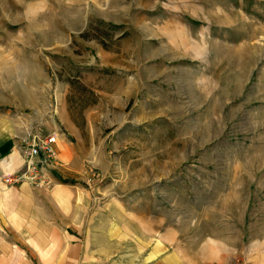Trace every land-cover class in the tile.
I'll return each instance as SVG.
<instances>
[{"label": "rangeland", "instance_id": "rangeland-1", "mask_svg": "<svg viewBox=\"0 0 264 264\" xmlns=\"http://www.w3.org/2000/svg\"><path fill=\"white\" fill-rule=\"evenodd\" d=\"M15 110L82 149L92 207L264 264V0H0V122Z\"/></svg>", "mask_w": 264, "mask_h": 264}, {"label": "crops", "instance_id": "crops-1", "mask_svg": "<svg viewBox=\"0 0 264 264\" xmlns=\"http://www.w3.org/2000/svg\"><path fill=\"white\" fill-rule=\"evenodd\" d=\"M20 112L0 122V264H208L189 255L173 225L136 221L133 208L92 207L82 149L56 122ZM37 126L57 135L53 187L6 184L24 170L20 146Z\"/></svg>", "mask_w": 264, "mask_h": 264}, {"label": "built area", "instance_id": "built-area-1", "mask_svg": "<svg viewBox=\"0 0 264 264\" xmlns=\"http://www.w3.org/2000/svg\"><path fill=\"white\" fill-rule=\"evenodd\" d=\"M57 135L44 134L37 126L32 129L29 138L20 146L24 170L10 176H5L6 184L18 185L28 182L38 188L50 189L53 184L49 177L56 169Z\"/></svg>", "mask_w": 264, "mask_h": 264}]
</instances>
